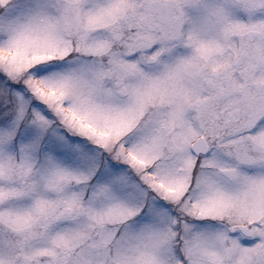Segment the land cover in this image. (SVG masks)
I'll return each instance as SVG.
<instances>
[{"label": "snow or ice", "instance_id": "1", "mask_svg": "<svg viewBox=\"0 0 264 264\" xmlns=\"http://www.w3.org/2000/svg\"><path fill=\"white\" fill-rule=\"evenodd\" d=\"M0 264H264V0H0Z\"/></svg>", "mask_w": 264, "mask_h": 264}]
</instances>
